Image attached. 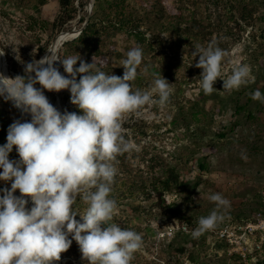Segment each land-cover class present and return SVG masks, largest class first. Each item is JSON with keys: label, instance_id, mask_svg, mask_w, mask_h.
<instances>
[{"label": "rangeland", "instance_id": "rangeland-1", "mask_svg": "<svg viewBox=\"0 0 264 264\" xmlns=\"http://www.w3.org/2000/svg\"><path fill=\"white\" fill-rule=\"evenodd\" d=\"M29 1L20 5L16 0H0V48L4 50L10 77L25 75V64L34 59L39 60L61 33L56 35L57 28L53 27L59 13L57 0H49L44 6L42 0ZM93 1L95 5V0ZM83 2L84 12H81L80 3L77 2L78 18L64 26L65 29L75 27L80 29L79 21L87 14V0ZM125 2L130 7L138 9L146 7L147 10L153 4V0ZM162 3L166 12L163 23L166 25L161 27V23H155L156 21L151 23L156 27L154 32L160 38L154 46L150 47L148 44L139 46L134 37L120 32L111 39V43L108 42V54L103 60L92 57L88 60L92 63L95 59L98 66H110L111 69H107L105 73L122 78L124 74V68L120 66L122 61L130 49L139 47L142 49L143 57L135 80L130 82L133 90L147 91L157 78H165L171 84L172 98H169L165 105L160 106L158 103L148 105L143 107L139 114L131 113L125 117L123 126L126 133H130V140L139 148V151L129 152L130 168L135 178L142 176L147 179L148 161L152 156L161 155L175 165L181 179L188 183L187 191L166 193L165 200L167 203L177 200L181 211L191 216L195 222L216 209V204L209 200L211 194L219 193L228 201L227 206L217 210L222 219L213 229L205 232L207 246L202 249L201 254L203 260L217 263L216 254L220 257L225 256L224 252L217 251L219 244L217 232L222 222L238 221V216L250 217L251 220L258 205V197L264 190V100L247 98L264 86V40L258 38L257 41L263 44L258 46L252 42L250 30L243 31L235 25L231 19V14L235 12L230 4L219 9L221 10L219 13L230 20V26H234L235 31H242L241 40L234 45H230L231 39L222 31L214 32L212 37L206 32L204 40L193 35L195 30L191 29V25L195 19L208 26L218 17L215 5L208 0H183V4L179 0H162ZM180 13L181 16L178 15ZM259 13L264 11L259 9ZM209 43H214V46L223 50L221 78L227 79L234 65L246 64L251 70L247 84L238 90L227 91L223 90V80L218 79L214 83L213 91L209 94L204 93L199 78L203 70L195 66L199 57L193 56V51L196 46L207 48ZM72 53L67 46H62L59 50V56L72 55L73 58L80 57L81 61L86 62V56L81 54V50L78 56ZM57 67L64 75L60 61L57 62ZM36 87L41 86L37 84ZM44 92L53 106L57 102L58 93L66 110L75 112V106L70 103L71 94L68 90ZM201 94L206 98L205 103L200 102L201 109H205L204 114L197 116L200 120L192 125L190 133L187 134L182 123L175 127L173 121L179 116V108L183 107L185 110L191 108L193 102L202 99ZM236 106H243L245 109L235 113ZM15 119L24 118L10 102L0 98V145L6 143L7 129ZM129 121L130 125L135 121L145 122L149 127L147 136L142 138L136 134L134 137L131 129L125 127ZM219 134H225V137H220ZM178 157L189 164L184 163L182 159L179 162ZM9 158L19 159L15 150ZM199 160L204 161L205 170L200 169ZM197 181H200V184L192 191V185ZM4 187L10 188V183L0 181V188ZM16 195H20L19 191ZM143 198H138L130 205L118 204L116 215L111 221L122 228L137 232L142 237L141 246L132 254L130 264H168L170 256H173V250L169 247L172 244L179 245L180 239L177 238L183 236L182 233H178L170 238L167 233L179 226L181 221L172 220L170 215L165 214L157 195H152L150 201ZM28 199L30 203L31 200ZM132 207L139 209L135 210ZM76 219L80 220V216L78 215ZM175 239L176 242H173ZM259 257L264 258V249ZM224 258V263L236 264ZM55 264L88 262L82 258L78 244L73 241L69 250L62 253L60 261H56Z\"/></svg>", "mask_w": 264, "mask_h": 264}, {"label": "clouds", "instance_id": "clouds-1", "mask_svg": "<svg viewBox=\"0 0 264 264\" xmlns=\"http://www.w3.org/2000/svg\"><path fill=\"white\" fill-rule=\"evenodd\" d=\"M48 52L26 63L25 75L0 72V98L31 117L15 119L7 129L6 143L0 145V181L10 183V188H0V264H55L73 241L88 264H130L142 237L109 223L117 211L110 198L117 174L114 161L118 155L139 151L126 139L125 117L148 105H165L171 84L157 78L149 90H133L130 82L143 57L139 47L130 49L122 61V78L94 71L95 59L89 64L80 57L62 59L55 49ZM193 56L199 57L195 66L203 70L199 78L205 94L213 91L218 79L227 91L248 83L251 70L246 64L234 65L228 78H221L224 53L214 43L196 46ZM57 61L67 76L61 74ZM78 74H82L79 80ZM44 90H68L79 114L58 110ZM251 98L264 100L259 89ZM13 150L19 159L9 158ZM77 197L87 205L83 212L74 210ZM209 200L216 209L199 218L193 238L213 229L222 219L217 210L228 204L219 193Z\"/></svg>", "mask_w": 264, "mask_h": 264}, {"label": "trees", "instance_id": "trees-1", "mask_svg": "<svg viewBox=\"0 0 264 264\" xmlns=\"http://www.w3.org/2000/svg\"><path fill=\"white\" fill-rule=\"evenodd\" d=\"M20 5L27 4L29 0H16ZM41 1V0H40ZM49 0H42L44 4H47ZM126 0H95V5L93 9V16L90 18V21L87 27L83 30L82 34L75 40L70 43H65L64 47H69L75 56H78V53L81 50V54L86 56V62H89V58L102 59L108 54L107 46L108 42H112L111 39L120 32H124L134 37L139 46L142 44H148L150 47L154 46L155 42L160 38L156 32V27L151 25V23H161V27H165L166 24L163 23V20L166 18L165 8L163 6L162 0H153V4L149 10L146 7L138 9L136 7H130L126 5ZM183 0H179L181 4ZM207 1V0H206ZM209 3L215 5V12L218 17L214 23L204 26L201 21L194 20L191 25V29L195 30L196 37H200L203 40L206 37V32H209V35L212 37L214 32L222 31L226 34L227 37L231 39L230 45L239 43L241 40V30L235 31L234 26H230V20L225 18L224 14L219 12L223 6L230 4L231 9H234L235 14H231V19L234 21L235 25L242 29L243 31L250 30V37L253 43H257L258 46H263L257 40L261 37L264 40V13H259V9L264 11V0H208ZM59 6V13L57 19L53 23V27L56 29V35L67 29L64 26L68 25L70 22H73L78 18L79 9L76 7V3H80L81 12H84L85 3L83 0H57ZM263 8V9H262ZM212 13H210L211 15ZM182 15V13L178 14ZM86 20V15H83L79 21V28H81ZM71 29V28H68ZM162 44V43H161ZM72 53V54H73ZM72 57V55H68ZM67 55H60V58H66ZM77 58V57H76ZM93 63V62H92ZM80 61H78L76 67H79ZM102 64V63H100ZM101 68V69H100ZM99 69L100 71L106 72L107 69H111L110 66H98L94 68V71ZM64 71V70H63ZM64 75L68 74L64 72ZM80 75H77V80H79ZM264 78V72H263ZM260 92L262 97H264V86L261 87ZM205 95L201 94V100L195 101L192 103L191 108L185 110V108H179V116L173 121L175 127L179 126L178 124L182 123L185 128V132L188 134L192 128V125L195 122L199 121L198 115L204 114V108L201 109L200 102L205 103ZM169 98H172L170 96ZM249 100H252L251 95L247 97ZM245 107L236 106L235 113H240L244 111ZM75 112L79 114L80 110L75 106ZM129 121L125 127L131 129V133L134 137L136 134L144 138L147 136L149 127H147L145 122L135 121L130 125ZM130 125V126H127ZM181 125V124H180ZM174 127V126H173ZM197 131V129L195 130ZM198 132V131H197ZM220 137H225V134H219ZM126 139H130V133H126ZM131 158V157H130ZM129 153H124L118 155L114 161V165L117 169V174L114 178L112 184V192L110 198L116 201V204L120 205L122 203L131 204L133 201L138 198H143L148 201L152 199V195H157L160 200V206L165 210L166 215H170L174 220L177 219L181 221L180 225L186 224L189 229L193 232L198 227V222H195L191 216H188L181 211L180 205L177 203V200L167 203L165 200L166 193H180L182 191H187L188 183L181 179V175L178 172L175 165L168 162L166 158L161 155H155L149 158L148 161V177H134L132 175L133 171L131 170ZM178 161L183 158L178 157ZM184 163H188L184 161ZM189 164V163H188ZM199 167L201 170L206 169V165L203 160L198 161ZM200 181L195 182L192 185L194 190L197 189ZM191 195L188 196L190 199ZM74 210L77 212H83L87 205L82 201L80 197H77L74 204ZM135 210H138L139 207H132ZM263 210L262 205V193L258 197V205L254 213L260 212ZM168 217V216H167ZM248 218L237 217L238 221H248ZM109 223H114L110 221ZM181 236V235H180ZM179 237V245L174 246L172 244L171 248L172 255L170 256L171 260L168 264H227L224 263V259L227 261L238 263V258L232 256L228 257L227 251H225V256L215 255L218 259L217 263L212 262V260H203L202 249L207 246L206 234L203 233L201 238H193L188 235H183ZM175 239L173 242H176ZM187 246H190L188 249ZM218 250H227V247L224 244L217 245ZM217 250V251H218ZM220 258V259H219ZM255 264H264V258H260Z\"/></svg>", "mask_w": 264, "mask_h": 264}, {"label": "built area", "instance_id": "built-area-1", "mask_svg": "<svg viewBox=\"0 0 264 264\" xmlns=\"http://www.w3.org/2000/svg\"><path fill=\"white\" fill-rule=\"evenodd\" d=\"M262 205L263 210L255 213L251 220L222 222L217 235L219 243L224 244L227 250H218V252L227 251L228 257L238 258L239 264L258 262L260 252L264 249V190L262 191ZM178 233L193 237L192 231L186 224L169 230L167 236L173 238Z\"/></svg>", "mask_w": 264, "mask_h": 264}, {"label": "water", "instance_id": "water-1", "mask_svg": "<svg viewBox=\"0 0 264 264\" xmlns=\"http://www.w3.org/2000/svg\"><path fill=\"white\" fill-rule=\"evenodd\" d=\"M93 8H94V1L93 0H87V3H86V10H87V14H86V20L83 24V26L78 29L77 27L75 28H72L70 30H67V31H63L61 32L63 35L62 36H73L74 38L71 40H75L77 39L83 32V30L87 27L89 21H90V18H91V15H92V12H93ZM60 33V34H61ZM60 36H57L56 39H58ZM54 40V41H57V40ZM70 42V41H69ZM56 44V42H53L51 47H54ZM64 46V45H63ZM1 49V48H0ZM2 59H3V62L4 64L7 66L8 68V65H7V60H6V57H5V54L3 56H1ZM57 102L59 103L60 107H61V110L62 112H64L66 110L65 106L63 105L62 101H61V98L59 95H57Z\"/></svg>", "mask_w": 264, "mask_h": 264}, {"label": "bare ground", "instance_id": "bare-ground-1", "mask_svg": "<svg viewBox=\"0 0 264 264\" xmlns=\"http://www.w3.org/2000/svg\"><path fill=\"white\" fill-rule=\"evenodd\" d=\"M63 34H60L59 36V38L58 39H56L57 41H55L56 42V44H55V46L54 47H51L50 46V48L49 49H55L58 53H59V50H60V48L65 44V43H67V42H69V41H71L74 37L73 36H62ZM50 53L48 52V50L42 55V57L41 58H43L44 56H46V55H49ZM40 58V59H41ZM58 62V61H57ZM0 72H3L6 76H10L9 75V72H8V68H7V66L4 64V62H3V59H2V57L0 56ZM56 93V92H55ZM57 95H59L58 93H56ZM60 96V95H59ZM54 107H56L58 110H60L61 112H62V110H61V107H60V105H59V103L58 102H56V104L54 105ZM22 114V113H21ZM23 116V115H22ZM23 118L24 119H27V120H30L31 119V117H30V115L29 116H23ZM31 206H32V204H31V201H30V203H29V205H28V207L29 208H31Z\"/></svg>", "mask_w": 264, "mask_h": 264}]
</instances>
